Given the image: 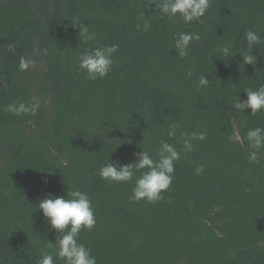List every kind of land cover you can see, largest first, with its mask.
Segmentation results:
<instances>
[{
    "label": "trees",
    "instance_id": "obj_1",
    "mask_svg": "<svg viewBox=\"0 0 264 264\" xmlns=\"http://www.w3.org/2000/svg\"><path fill=\"white\" fill-rule=\"evenodd\" d=\"M148 3L0 0V264H38L45 250L64 264L46 248L57 233L36 205L74 189L91 199L96 225L78 242L97 264H264V150L253 163L247 140L230 139L264 128V111L232 107L264 85V43L249 50L244 39L249 29L264 39V0H211L191 24ZM74 18L94 40L79 39ZM179 32L200 35L183 59L173 48ZM114 44L112 71L86 80L79 56ZM241 49L256 65L242 63ZM22 57L35 67L20 71ZM202 75L207 87H198ZM13 102L35 105L34 114L5 112ZM172 122L180 128L170 138ZM181 131L206 139L181 152L160 202H130L139 173L128 183L100 178L109 158L127 164L147 150L155 159L162 140L179 151Z\"/></svg>",
    "mask_w": 264,
    "mask_h": 264
},
{
    "label": "clouds",
    "instance_id": "obj_2",
    "mask_svg": "<svg viewBox=\"0 0 264 264\" xmlns=\"http://www.w3.org/2000/svg\"><path fill=\"white\" fill-rule=\"evenodd\" d=\"M210 3L211 0H149L147 7L154 4L158 10L157 13L162 17L166 16L173 20L179 18L185 24H191L193 22L202 23V18L209 9ZM70 22L74 28L79 30L78 36L81 41L87 42L95 39V33H90L88 25L79 18H74ZM147 27L149 25L146 24L145 28L147 29ZM199 39V33L179 32L174 36L173 48L177 55L183 59L189 54L190 44ZM244 39L249 50L259 49L258 46L264 43V39L252 29L244 33ZM118 47L114 44L94 47L85 51L79 56L78 71L88 81L105 78L112 71L113 55L118 51ZM8 49L12 51L13 45L9 44ZM219 51L225 56L231 54L227 46L221 47ZM237 53L241 55L244 65H256L257 57L251 51L249 54H245L241 49ZM30 67H35L34 62L22 57L18 65L19 70L27 71ZM189 75H191L190 72ZM209 83L210 80L202 75L199 78L198 87H207ZM244 92L247 94V98L241 100L238 97L232 105L235 110L244 112L246 109H250V115L253 116L264 111V85L256 90L246 89ZM35 108V105L13 102L5 106L3 110L21 116L29 113L34 114ZM179 128L178 122L169 123L168 137H176ZM180 137L181 148L179 151L174 145L162 140L155 159L147 150L134 153L136 160L127 164L121 165L118 161L110 162L109 158L107 163L100 167L99 176L109 183L119 184L132 181L133 177L139 173L131 190L130 202L139 203L143 200L149 204H156L164 199L162 193L168 190L172 184L175 163L181 158V152L192 153L195 150L196 142L204 141L206 134L196 131L190 133L181 131ZM230 139L241 146L244 145L246 139L249 149L247 159L253 163L260 162L258 156L261 150H264V128L257 127L248 130L244 139L239 135H234ZM203 170L202 165L197 166L195 168L196 175H200ZM36 209L42 211L47 225L57 233L55 243L51 242L46 248L54 247L56 255L64 261V264H97L96 257L91 254V250L78 242L82 230L91 231L96 225L91 199L87 193L79 189L67 190L66 198L48 194L39 200ZM38 264H55L53 255L46 250L43 251Z\"/></svg>",
    "mask_w": 264,
    "mask_h": 264
}]
</instances>
